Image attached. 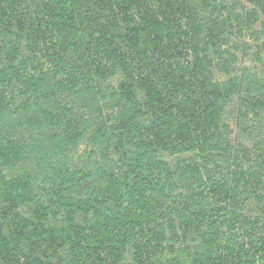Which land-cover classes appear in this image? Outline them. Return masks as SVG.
<instances>
[{
  "label": "trees",
  "instance_id": "16d2710c",
  "mask_svg": "<svg viewBox=\"0 0 264 264\" xmlns=\"http://www.w3.org/2000/svg\"><path fill=\"white\" fill-rule=\"evenodd\" d=\"M0 264H264V0H0Z\"/></svg>",
  "mask_w": 264,
  "mask_h": 264
}]
</instances>
